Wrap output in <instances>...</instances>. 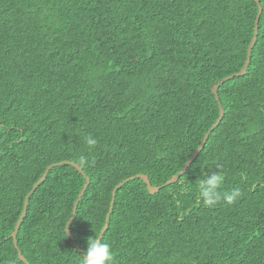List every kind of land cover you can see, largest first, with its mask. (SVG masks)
I'll use <instances>...</instances> for the list:
<instances>
[{
    "label": "trees",
    "instance_id": "1",
    "mask_svg": "<svg viewBox=\"0 0 264 264\" xmlns=\"http://www.w3.org/2000/svg\"><path fill=\"white\" fill-rule=\"evenodd\" d=\"M247 72L224 81V116L185 173L156 194L119 187L113 264H264V0ZM254 0H0V264H79L114 188L178 174L219 118L211 89L240 72ZM88 136L97 139L89 149ZM90 164L81 166L79 157ZM26 214L16 234L24 199ZM223 174L233 204L204 205ZM70 225L77 247L66 233Z\"/></svg>",
    "mask_w": 264,
    "mask_h": 264
},
{
    "label": "water",
    "instance_id": "2",
    "mask_svg": "<svg viewBox=\"0 0 264 264\" xmlns=\"http://www.w3.org/2000/svg\"><path fill=\"white\" fill-rule=\"evenodd\" d=\"M255 1H256V3H257L258 6H259V13H258L257 19L255 20L254 36H253L252 41H251V43H250V45H249V47H248V52H247L248 55H247V59H246V61H245V64H244V66H243V68H242V70H241L240 72L235 73V74H232V75H230V76H227V77L224 78L223 80H220L219 82H217L216 84H214V85L212 86V89H211L212 93L214 94L215 100L218 102L219 118L217 119V121L215 122V124H214V125L208 130V132L205 134V136H204V138H203V140H202V142H201L199 148H198V149H197V150L191 155V157L186 161V163H185L184 166L182 167L181 171H180L178 174L172 176V177H171L169 180H167L164 184H162V185H160V186H153V185H151L150 180L148 179V177H147L145 174H137V175H135V176H132V177H129V178L125 179V180L122 181L120 184H118V185L114 188V190H113V193H112L113 197H112V200H111V203H110L109 211H108V213H107V215H106L105 224H104V226H103L101 232H100L99 235H98L99 237H101L102 234L107 230L109 216H110L111 211L113 210V203H114L115 194H116V192H117V190L119 189L120 186H122L124 183H126V182H128V181H132V180H134V179H136V178H139V179H142L143 182L146 184L147 189H148V192H149L150 194L153 195V194L159 192V190H160L162 187L167 186V185H170V184L176 182V181L178 180L179 176H181L182 174L185 173V171H186V169L188 168V166L193 162V160L197 157V155L200 153V151L204 148V146H205V144H206V141H207V139H208V137H209L211 131H212L215 127L218 126V124L220 123V121L222 120V118H223V116H224V111H223L222 105H221V103H220V101H219V97H218V93H217L220 84H222L224 81H226V80H228V79L233 78L234 76H243V75H245L246 72H247V67H248V64H249V61H250V53H251L252 48H253V46H254V44H255V41H256V35H257V29H258V20H259V17H260V15H261V12H262V7H261L260 4H259V0H255ZM62 163L73 165V166H74L79 172H81L83 175H85L84 172H83V170H82V168L79 167L78 165H76L75 163H72V162H66V161H64V162H62ZM58 164H60V163H53V164H50L49 166H47V168H46V170L44 171L43 175L39 178V180H37V181L35 182V184L32 186V189H31V190L29 191V193L26 195V197H25V199H24V204H23L22 213H21V215H20V217H19V219H18V221H17V223H16V225H15V228H14L12 234H11L12 237L14 238V245H15L16 247H17L16 234H17V231H18V229H19V227H20V224L22 223L23 218H24V216H25V214H26L27 204H28V202H29L30 195H31V194L33 193V191L37 188V186H38L40 183H42V182L44 181V179L46 178V175H47V173L49 172V170H50L52 167H55V166L58 165ZM89 182H90V178H89V177H86V182H85V184L83 185V187H82V189H81V191H80V193H79V195H78V199H77V200L75 201V203H74L72 216H71L70 220L68 221V223L66 224V228H65L66 233L68 234V237L73 241V245H74L75 247H77V243H76V242L74 241V239H73V235H72V233H71V231H70V225H71L72 220H73V218H74V216H75L76 208H77V204H78V202L80 201V199H81V197H82V195H83L85 189H86L87 186L89 185ZM18 257H19L22 261H24L26 264H29V263L27 262V260L23 257V255L21 254V252H18Z\"/></svg>",
    "mask_w": 264,
    "mask_h": 264
},
{
    "label": "clouds",
    "instance_id": "3",
    "mask_svg": "<svg viewBox=\"0 0 264 264\" xmlns=\"http://www.w3.org/2000/svg\"><path fill=\"white\" fill-rule=\"evenodd\" d=\"M97 142L95 137L88 136L85 138V143L89 149L94 148ZM79 164L86 166L90 164V161L86 156L82 155L79 157ZM222 183L223 174L219 172L204 175L198 181L199 194L204 205L213 207L221 200L227 204H233L239 200L242 195L241 189L235 187L221 192L219 189ZM78 260L79 264H113L114 252L110 243L105 242L103 238L99 237L97 232H93V235L86 238V247L82 254H78Z\"/></svg>",
    "mask_w": 264,
    "mask_h": 264
},
{
    "label": "rangeland",
    "instance_id": "4",
    "mask_svg": "<svg viewBox=\"0 0 264 264\" xmlns=\"http://www.w3.org/2000/svg\"><path fill=\"white\" fill-rule=\"evenodd\" d=\"M260 4V3H259ZM258 5V4H257ZM261 6V5H260ZM262 7V6H261ZM258 13H259V6H258ZM258 13H257V16H258ZM262 13V12H261ZM257 16H256V19H257ZM250 45V44H249ZM62 162H64V161H61V162H59V163H62ZM46 170V169H45ZM18 221V220H17ZM17 223V222H16ZM16 225V224H15ZM14 228H15V226H14ZM17 248H18V246H17Z\"/></svg>",
    "mask_w": 264,
    "mask_h": 264
}]
</instances>
